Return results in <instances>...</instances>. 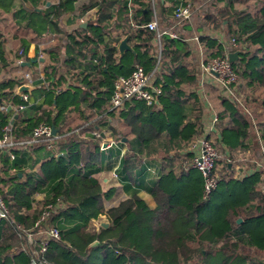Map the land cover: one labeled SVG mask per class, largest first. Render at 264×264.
<instances>
[{
  "label": "trees",
  "instance_id": "16d2710c",
  "mask_svg": "<svg viewBox=\"0 0 264 264\" xmlns=\"http://www.w3.org/2000/svg\"><path fill=\"white\" fill-rule=\"evenodd\" d=\"M186 1L191 13L180 20L172 15L173 0H58L39 11L42 0L8 2L29 10L25 27L53 33L55 41L43 49L49 60L42 72L37 55L34 62L25 56L24 40L17 50L16 57L30 62L36 85L23 91L27 101L16 91L21 62L0 51V129L10 125L14 141L30 138L41 123L55 133L37 140L47 159L35 158L39 169L28 173L18 167L19 147L10 150L13 158L0 152V195L9 212L0 220V264H31L33 257L52 264H264V0ZM88 10L86 24L76 23ZM154 19L177 36L148 31L144 24ZM125 36L131 50L119 53ZM191 40L197 41L193 47ZM232 51H238L231 62L238 75L234 94L214 85L201 93L199 63ZM136 64L160 88L157 102L130 99L113 107L114 80ZM207 103L218 116L216 133L207 137L213 135L221 153L212 173L217 183L208 193L201 172L188 165ZM7 105L14 110L1 108ZM106 135L113 142L107 151ZM123 145L116 172L121 181L142 180L149 161L162 165L150 188L154 208L136 192L104 205L106 193L93 174ZM245 151L249 155L240 158ZM236 166L241 178L233 175ZM220 183L219 200L214 191ZM101 214L106 228L91 222ZM51 226L59 237L49 238L41 252Z\"/></svg>",
  "mask_w": 264,
  "mask_h": 264
},
{
  "label": "built area",
  "instance_id": "2783aa9c",
  "mask_svg": "<svg viewBox=\"0 0 264 264\" xmlns=\"http://www.w3.org/2000/svg\"><path fill=\"white\" fill-rule=\"evenodd\" d=\"M190 4L186 0H178L177 4L174 6L172 15L177 19H186L190 16ZM144 27L151 32H154L157 37L163 33L169 34L171 37H176V33L172 30H160L157 21L151 20L144 24ZM233 46H236L232 42ZM197 78L202 80L204 76H213L212 83L215 87L223 92L224 95H233V86L238 81V75L231 65V62L227 58L213 57L205 62H201L198 67ZM22 77L25 79V85H31L32 77L30 72L23 73ZM160 93V88L153 84L150 75L145 72L143 67L136 64L132 72L125 77H119L114 80L113 90H112V106L117 107L122 105L127 100L130 99H141L146 105H152L157 102L158 94ZM23 101H27L28 96L26 93L21 92ZM6 106H1L4 109ZM25 104H19L18 109H23ZM207 110H209L211 129L214 130V126L218 121V116L216 112L213 111L212 107L207 103ZM51 126L41 123L37 125L33 131L30 138L23 139L21 141H14L11 136V126L5 125L0 129V152L9 151L12 148L17 147H28L30 144L34 143L40 138L50 139L53 136ZM94 137L98 136L99 133L94 132ZM189 151L192 153V157L188 163L192 168L197 169L201 172L204 178V191L210 192L216 186V178L213 176V169L215 167V162L221 157V153L217 150L213 144V137H207L206 133L199 134L193 143L189 146ZM263 151V150H262ZM264 152V151H263ZM11 158L14 154L10 152ZM237 167V166H236ZM235 175H238L237 168ZM113 177H117L116 173H112ZM45 214L41 216L44 218ZM8 220L9 212L7 206L0 195V220ZM27 237H31L30 232H25ZM44 237L42 240V246L40 251L43 252L47 245V240L49 238H58V229L54 226L48 227L44 231ZM21 248H14V250H20ZM31 264H52L49 261L31 258Z\"/></svg>",
  "mask_w": 264,
  "mask_h": 264
},
{
  "label": "crops",
  "instance_id": "0c3cea01",
  "mask_svg": "<svg viewBox=\"0 0 264 264\" xmlns=\"http://www.w3.org/2000/svg\"><path fill=\"white\" fill-rule=\"evenodd\" d=\"M5 2V4L7 5L6 7H3L0 5V51L2 53V56L8 60V61H13L15 59H17L18 61L22 62L23 61V57L18 58L16 57V54L18 53L17 50L20 46V44L22 43V41L24 40L27 44V50H26V54L25 56L30 58L31 60L34 59V61L36 60L34 57L35 55H37L38 58V68L40 70V72H42L43 66H45V64L48 63V55L47 53H45V51H43V49L50 44L51 42L55 41V35L53 33L50 32H44L41 34H37L36 31H34L31 27H25V22L26 19L29 15V10L27 9H19L17 11V8L14 4L8 5L10 0H0ZM16 1V0H14ZM175 2V5L177 4L178 0H173ZM41 6L37 7L36 9L39 10H44L47 9L49 6H51L52 4L58 2V0H42ZM4 4V5H5ZM27 7H30L29 5H26ZM88 11H85L82 15H79L76 19V23L81 24L82 26H84L83 24H86V18H87V13ZM24 15V18L21 19L20 16ZM64 19V18H63ZM65 24V23H64ZM67 29H70V27L67 25L66 27ZM195 39V38H194ZM197 43V41H192L190 42L191 46L193 47L192 44ZM32 61V62H34ZM24 62V61H23ZM202 62V61H201ZM200 62V63H201ZM199 63V64H200ZM21 65V63H20ZM30 65V64H29ZM29 65H21V68H18L17 70H15V75H18L19 78L23 81L22 85H25V79L22 77L23 73L25 72H30L31 68H28ZM27 67V68H25ZM199 67V65H198ZM31 73V72H30ZM197 78V75H196ZM199 85L201 87L200 92L202 93V90H204L205 86H213L212 80H213V76L207 75L204 76V78L202 80L198 79ZM29 86V90H32L34 88H36V85L32 84L28 85ZM18 92V88L16 90ZM204 96V95H203ZM205 98L207 99V97L205 96ZM42 103V99H40V101ZM209 102V101H207ZM31 104V103H30ZM40 104V103H39ZM42 106L44 105L41 104ZM10 105H7L6 107H8ZM12 110L13 107L10 106ZM12 118H15L17 115L15 114V112L13 111L11 114ZM209 110H207L206 108V113L205 116L202 119V123H203V133H206L207 136L208 134L212 133H216L213 129H211V124H210V116H209ZM254 132V131H253ZM251 137L250 138H255V136H257V133H253L250 134ZM213 137V135H212ZM112 139L110 137H104L103 138V148L106 149L110 147L111 145H113V142L111 141ZM36 142V143H35ZM34 143L37 145H33L31 147V151H29V147H19L16 151L15 154V158L17 159H22V161H20V165L18 166L21 170H24V172L28 173L30 171H32L33 169H39V165L41 164L40 162L37 164L34 163L35 158H37L38 160L42 159L45 160L47 159L46 154L44 151L47 150V148H43L45 149L44 151L40 148H42V141H35ZM41 146V147H40ZM125 145L123 146H119V153L118 154H113L111 157L109 158H105L102 164V168L101 170H99L98 172L93 174V177H95L96 179H98V181L100 182L101 188L103 191H105V195H104V205L107 206H112L117 204L120 200H123L125 198H128L132 192H136L138 196H140L145 202L146 204L150 207V208H154L155 207V201L153 200L151 194H150V188L155 184V182L160 178L161 173H162V165L160 164V162L153 160V161H149L147 163V167H146V171L144 174V177L142 180L133 182V183H125L123 181L120 180V177L117 175L116 172L117 168L119 167V162H120V158L122 156V154L125 151ZM50 149V148H48ZM27 150V151H26ZM55 149L52 148L49 151V153H51V156H55L57 153H55L54 151ZM43 151V152H42ZM244 154V156H248L249 152H243L241 153V155L239 154V157H243L242 155ZM49 157V156H48ZM10 161H12V159L10 158ZM237 171H238V175L241 178L242 176H244V174H240V169L237 166ZM14 170V169H12ZM255 169H251L249 171H246L245 174H248V172L250 171H254ZM236 171V169H235ZM115 172L117 177H113L112 173ZM115 194L120 195V197L114 202L113 200V196H115ZM42 196V194H38L37 197L40 198ZM107 201H109V205H107ZM101 216L104 215H99L98 218L92 219L91 222L94 223V221H99L101 220ZM105 217V216H104ZM106 218V217H105Z\"/></svg>",
  "mask_w": 264,
  "mask_h": 264
},
{
  "label": "water",
  "instance_id": "95a60500",
  "mask_svg": "<svg viewBox=\"0 0 264 264\" xmlns=\"http://www.w3.org/2000/svg\"><path fill=\"white\" fill-rule=\"evenodd\" d=\"M83 25H85V24H83ZM117 48H118L119 53H122V52H124L125 50H131L130 45L127 43V37H126V36L123 37V38L119 41V43H118V45H117ZM237 53H238V51H232V52H229V53L227 54V59H228L230 62L234 61V60L237 58ZM31 61H34V59H32ZM29 64H30V62H28V61L21 62V65H29ZM26 90H29V86H28V85H21V86L18 88V93H21V92L26 91ZM10 108H11L10 106L7 107V109H10ZM52 132L55 133V130L52 129ZM261 191H262V193H263V195H264V186L262 187ZM240 221H241V219L238 218V219H237V222H240ZM99 224H100L102 227L106 228V227H108L109 222H108L107 220H100V221H99Z\"/></svg>",
  "mask_w": 264,
  "mask_h": 264
},
{
  "label": "rangeland",
  "instance_id": "374dc122",
  "mask_svg": "<svg viewBox=\"0 0 264 264\" xmlns=\"http://www.w3.org/2000/svg\"><path fill=\"white\" fill-rule=\"evenodd\" d=\"M256 53H257V55H259V54H260V51H258V52H256ZM196 172H197V174H198L199 176H201V174H200L198 171H196ZM234 174H235V173H234ZM237 176H239V175H235V177H237ZM237 178H238V177H237ZM224 189H225V188H224V185H223L222 183L218 184V186H217V188H216V191H214L215 194H216V196H217V199L220 200L221 195H222ZM119 197H120V195L115 194V196H113V200H114V202H115ZM213 198H215V197L212 196V199H213ZM230 198H231V200L226 199L225 197H223L224 200H225V199H226V201L229 200L228 203L234 201V200H232V199H234L232 196H230ZM228 203H227V204H228ZM107 205H109V201H107ZM100 219H101V220H106V218H105L104 216H101ZM93 224H95V225H100V224L98 223V221H94Z\"/></svg>",
  "mask_w": 264,
  "mask_h": 264
}]
</instances>
